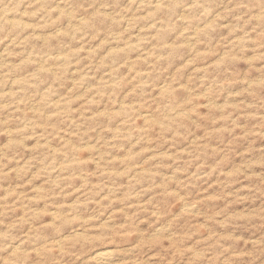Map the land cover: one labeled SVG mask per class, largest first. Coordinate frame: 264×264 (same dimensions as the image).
I'll list each match as a JSON object with an SVG mask.
<instances>
[{
	"label": "rangeland",
	"instance_id": "obj_1",
	"mask_svg": "<svg viewBox=\"0 0 264 264\" xmlns=\"http://www.w3.org/2000/svg\"><path fill=\"white\" fill-rule=\"evenodd\" d=\"M0 264H264V0H0Z\"/></svg>",
	"mask_w": 264,
	"mask_h": 264
}]
</instances>
